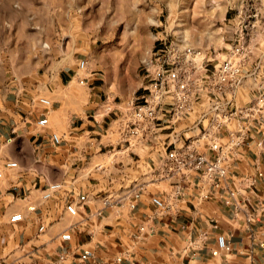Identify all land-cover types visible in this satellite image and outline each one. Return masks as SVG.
<instances>
[{"label": "crops", "instance_id": "crops-1", "mask_svg": "<svg viewBox=\"0 0 264 264\" xmlns=\"http://www.w3.org/2000/svg\"><path fill=\"white\" fill-rule=\"evenodd\" d=\"M258 23L252 36H257ZM258 39L256 42L261 41ZM251 44L256 46L253 38ZM262 53L264 57V49ZM80 77L77 70H64L55 81L44 83L40 78L30 87L11 89L0 108V167L4 169L0 179V240L7 230H19L23 240L15 247V253H22L23 258L14 253L16 258L9 264H84L79 255L85 249L93 251L89 264H120L118 256L124 257V264H264V208L259 206L264 204V177L257 179L256 192L248 183L256 177V167L264 172L260 162L254 161L259 152L255 141L241 149L231 166L232 185L242 192L245 206L247 200L258 206L252 211V224L243 212L235 214L218 199H211L200 204L182 203L177 213L165 214L157 221L154 234L136 239V227L153 210L150 196L167 190L169 184L151 182L137 209L130 208V188L153 178V168L145 158L148 154L120 143L117 118L125 108L104 113L106 102L97 98V86H79ZM246 89L244 99L253 93L252 85ZM45 95L54 97L50 109L38 102ZM43 113L49 124L40 128L37 122ZM52 133L63 137L62 144L52 142ZM8 161H16L18 166L6 168ZM54 181L64 182L74 192L71 195L78 204V216H71L60 199H41L40 189ZM110 195L121 197V205L104 208V197ZM31 206L36 209L30 210ZM246 207V212L252 210ZM98 209H103L102 218H88ZM22 211L24 220L12 223L10 217ZM101 223V241L73 243L78 234L79 240L93 235ZM214 223L219 229H214ZM68 228L73 229V241L68 254L63 255L60 235ZM43 232L48 240L42 237ZM220 233L228 236L234 250L213 255ZM192 238L196 245H191ZM191 246L199 250L188 254L186 260L179 257L177 250H190Z\"/></svg>", "mask_w": 264, "mask_h": 264}, {"label": "built area", "instance_id": "built-area-1", "mask_svg": "<svg viewBox=\"0 0 264 264\" xmlns=\"http://www.w3.org/2000/svg\"><path fill=\"white\" fill-rule=\"evenodd\" d=\"M234 25L228 52L222 59L215 51L208 53L194 48L179 37L160 38L142 64L143 80L137 96L117 118L120 143L147 153L145 158L153 168L150 181L137 182L130 188L127 194L130 208L137 209L151 182L169 184L167 190L150 196L153 210L136 227V239L154 234L157 221L165 214L177 213L182 203L200 204L218 199L235 214L243 212L248 223L255 221L253 213L244 210L242 192L232 185L231 166L241 149L252 141L255 147L263 146L262 140H253L257 131L252 128L256 124L264 127V57L262 54L255 58V48L248 40V31L255 28L256 23L240 20ZM87 64V59H80L78 70H86ZM87 81L88 76L79 78L82 85ZM248 84L253 86V93L244 99ZM38 102L45 109L53 106L48 97L40 96ZM106 110L113 113L117 108L106 103ZM37 123L40 128L49 124L45 113ZM51 138L55 145L64 141L58 133H52ZM141 158L139 155L138 159ZM17 166L16 161L5 164L6 168ZM3 177L4 169H0V179ZM256 182L257 177H251L249 187L253 188ZM71 193L74 192L61 181L40 189L43 201L60 199L71 216H78V204ZM103 202L104 208L119 206L122 198L110 195L104 197ZM35 209V206L30 207L32 211ZM103 215V209H98L90 212L88 218ZM23 220L22 212L10 217L12 223ZM213 227L219 229L218 223ZM60 236L62 242L70 243L73 229H66ZM233 250L228 236L218 234L213 255ZM92 256L93 251L85 249L80 260L89 264ZM124 260L122 256L116 258L120 264H124Z\"/></svg>", "mask_w": 264, "mask_h": 264}, {"label": "rangeland", "instance_id": "rangeland-1", "mask_svg": "<svg viewBox=\"0 0 264 264\" xmlns=\"http://www.w3.org/2000/svg\"><path fill=\"white\" fill-rule=\"evenodd\" d=\"M240 20L260 23L257 36H252L256 27L248 31L258 58L264 49V0H0V108L11 89L30 87L40 78L44 83L55 81L64 70L79 71L82 58L87 59V69L79 72L88 81L78 85L86 89L97 86V98L125 108L137 96L142 64L160 38L179 37L194 48L215 51L222 59L230 46L231 30L235 32L234 24ZM258 37L260 42H256ZM45 96L54 101L52 95ZM252 131H257L253 140L263 141L254 161L264 170V127L256 124ZM255 173L257 179L264 177L257 167ZM246 205L250 212L258 209L254 201L247 200ZM259 206L264 208L263 202ZM103 228L104 223L96 225L93 235L79 240L78 234L73 243L99 242ZM192 239L191 245H196ZM20 241L19 230L4 233L0 264L23 258L22 253H15ZM69 244L63 242V255L68 254ZM190 248L177 250L179 257L186 260L199 250Z\"/></svg>", "mask_w": 264, "mask_h": 264}]
</instances>
